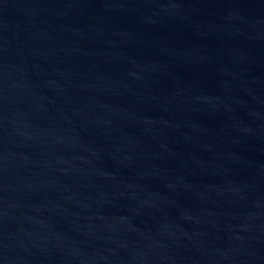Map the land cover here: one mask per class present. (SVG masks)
<instances>
[{
    "label": "water",
    "instance_id": "1",
    "mask_svg": "<svg viewBox=\"0 0 264 264\" xmlns=\"http://www.w3.org/2000/svg\"><path fill=\"white\" fill-rule=\"evenodd\" d=\"M0 264H264V0H0Z\"/></svg>",
    "mask_w": 264,
    "mask_h": 264
}]
</instances>
